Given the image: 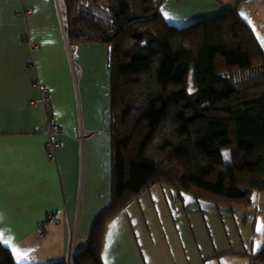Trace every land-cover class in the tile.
<instances>
[{
    "label": "crops",
    "instance_id": "obj_1",
    "mask_svg": "<svg viewBox=\"0 0 264 264\" xmlns=\"http://www.w3.org/2000/svg\"><path fill=\"white\" fill-rule=\"evenodd\" d=\"M231 9L264 45V0H165L160 10L182 26ZM108 57L106 44H70L58 0H0V231L19 250L16 264H74L111 204ZM45 92L61 127L53 158ZM258 224L264 190L231 211L156 183L107 221L102 257L104 264H246L264 247Z\"/></svg>",
    "mask_w": 264,
    "mask_h": 264
},
{
    "label": "trees",
    "instance_id": "obj_2",
    "mask_svg": "<svg viewBox=\"0 0 264 264\" xmlns=\"http://www.w3.org/2000/svg\"><path fill=\"white\" fill-rule=\"evenodd\" d=\"M164 1L59 0L70 44L108 45L111 70L112 201L74 264H104L107 221L153 184L231 211L264 190V48L237 9L178 27Z\"/></svg>",
    "mask_w": 264,
    "mask_h": 264
},
{
    "label": "built area",
    "instance_id": "obj_3",
    "mask_svg": "<svg viewBox=\"0 0 264 264\" xmlns=\"http://www.w3.org/2000/svg\"><path fill=\"white\" fill-rule=\"evenodd\" d=\"M31 43H32L33 46H37L38 45V43L36 41H34V40H31ZM43 103H44V108H45L47 124H48V133H49V135L52 138L47 144V153H48V156L53 158L56 155V151H57V148H58V143L54 139V135L60 133L61 127H60V125L57 124V122L54 119L52 106H51V103H50V100H49L47 92L44 93ZM44 234H45L44 230L40 229L38 231V235L39 236H43ZM247 264H264V260H259V259H256L254 257Z\"/></svg>",
    "mask_w": 264,
    "mask_h": 264
},
{
    "label": "snow or ice",
    "instance_id": "obj_4",
    "mask_svg": "<svg viewBox=\"0 0 264 264\" xmlns=\"http://www.w3.org/2000/svg\"><path fill=\"white\" fill-rule=\"evenodd\" d=\"M164 16L166 19H172V17L169 16L167 12H164ZM264 47V45H262ZM257 231L258 232H264V224H258L257 225ZM0 243L3 245L10 247L11 251L18 254V249L12 245L11 238L7 237L2 231H0Z\"/></svg>",
    "mask_w": 264,
    "mask_h": 264
},
{
    "label": "rangeland",
    "instance_id": "obj_5",
    "mask_svg": "<svg viewBox=\"0 0 264 264\" xmlns=\"http://www.w3.org/2000/svg\"><path fill=\"white\" fill-rule=\"evenodd\" d=\"M59 5H60V2H59ZM199 20H202V19H199ZM199 20H197V21H199ZM183 26H187V25H182V26H178V27H183ZM189 90L191 92L195 90V87L193 85V69L190 71V74H189ZM223 152H224V155L226 157V160L229 161L230 160V152H229V149H224ZM74 254H75V252H74ZM73 257H74V255H73Z\"/></svg>",
    "mask_w": 264,
    "mask_h": 264
}]
</instances>
